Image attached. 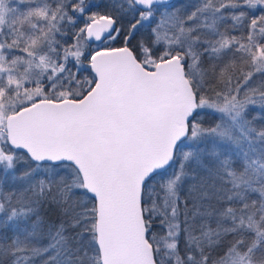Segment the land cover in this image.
<instances>
[{"label":"snow or ice","instance_id":"obj_1","mask_svg":"<svg viewBox=\"0 0 264 264\" xmlns=\"http://www.w3.org/2000/svg\"><path fill=\"white\" fill-rule=\"evenodd\" d=\"M0 264H264V0H0Z\"/></svg>","mask_w":264,"mask_h":264}]
</instances>
